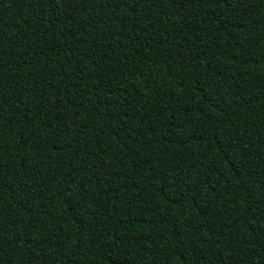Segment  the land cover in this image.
<instances>
[{
	"label": "trees",
	"instance_id": "16d2710c",
	"mask_svg": "<svg viewBox=\"0 0 264 264\" xmlns=\"http://www.w3.org/2000/svg\"><path fill=\"white\" fill-rule=\"evenodd\" d=\"M0 264H264V0H0Z\"/></svg>",
	"mask_w": 264,
	"mask_h": 264
}]
</instances>
